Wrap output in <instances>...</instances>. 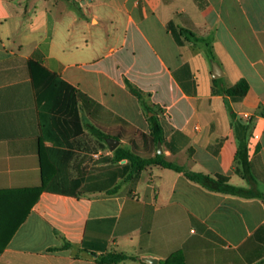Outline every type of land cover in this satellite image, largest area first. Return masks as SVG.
I'll list each match as a JSON object with an SVG mask.
<instances>
[{
    "label": "crops",
    "instance_id": "0c3cea01",
    "mask_svg": "<svg viewBox=\"0 0 264 264\" xmlns=\"http://www.w3.org/2000/svg\"><path fill=\"white\" fill-rule=\"evenodd\" d=\"M170 21L208 45L177 44ZM240 79V101L212 93ZM150 116L166 142L187 139L176 153L162 145L167 160L238 187L248 183L233 170V122L247 124L264 192V0H0V264H99L110 252L159 264L177 251L185 264H264L263 202L184 172L150 166L125 193L44 190L30 202L42 162L73 178L85 149L111 153L99 132L148 133Z\"/></svg>",
    "mask_w": 264,
    "mask_h": 264
},
{
    "label": "trees",
    "instance_id": "16d2710c",
    "mask_svg": "<svg viewBox=\"0 0 264 264\" xmlns=\"http://www.w3.org/2000/svg\"><path fill=\"white\" fill-rule=\"evenodd\" d=\"M175 42L181 45L184 41L197 44L206 39L196 37L192 32L177 28L173 22L167 24ZM215 82V80H213ZM129 91L142 102L143 93L138 88L128 83ZM248 84L244 79L238 80L233 86L224 89L212 87V93L227 95L232 101H240L246 94ZM75 97L81 99L85 104L88 97L79 90H75ZM234 118V114H231ZM150 125L149 132L145 133L133 125L124 123V127H119L115 132L102 133L99 137L103 141L106 138L116 140L124 139V145H118L109 155H101L96 160L97 169L94 174H87L79 171L78 174L70 178L61 169L51 165V174L47 175V165L42 162V178L39 186L29 188L28 192H33V199L44 190L58 192L73 196H79L86 192L104 191L106 194L125 193L124 185H134L139 178L140 173L147 167L159 166L172 169L178 172H184L185 176L209 191L220 192L230 195H236L243 198H259L264 204V192H260L255 187V180L251 174L250 160L247 146L248 125L239 121L233 122L236 135L237 149L234 156L233 170L247 183L248 187H238L228 183V177L221 174L209 176L202 173L184 171L183 167L174 164L166 159L164 154L157 153V143L165 145L171 153H176L182 149L188 142L187 139L178 146H174L175 135L170 141L166 142L162 126L155 116L148 117ZM79 126V124L77 123ZM80 127V126H79ZM105 146V145H104ZM124 161V162H122ZM44 170V172H43ZM24 216L21 215L20 220ZM19 220V221H20ZM137 260V257L129 256L123 253L110 252L99 257V264H118L126 260ZM142 264H146L143 263ZM159 264H185L181 251H177Z\"/></svg>",
    "mask_w": 264,
    "mask_h": 264
},
{
    "label": "rangeland",
    "instance_id": "374dc122",
    "mask_svg": "<svg viewBox=\"0 0 264 264\" xmlns=\"http://www.w3.org/2000/svg\"><path fill=\"white\" fill-rule=\"evenodd\" d=\"M94 152H96V150L92 146L91 148L85 149L83 152H81V154L77 155V159L79 158L81 165L79 168H77L75 166V163L77 162L76 160L72 164V166L68 168L70 175H72V177H75L79 171H83L84 173H87V174H94L96 172V169H97L96 160L97 159L92 156ZM146 176L147 174L143 172L142 178L140 180V185L143 184L144 178ZM131 186H132L131 184H126L124 185V189H127V187L130 188Z\"/></svg>",
    "mask_w": 264,
    "mask_h": 264
},
{
    "label": "water",
    "instance_id": "95a60500",
    "mask_svg": "<svg viewBox=\"0 0 264 264\" xmlns=\"http://www.w3.org/2000/svg\"><path fill=\"white\" fill-rule=\"evenodd\" d=\"M214 77H217V74H214ZM106 141H107V145L110 151L114 150L118 146V143H119L118 140L111 139V138L107 139ZM157 153L158 154L163 153L162 145L160 142L157 143ZM140 259L146 264H157L158 263V258L155 256H151V255L141 256Z\"/></svg>",
    "mask_w": 264,
    "mask_h": 264
},
{
    "label": "built area",
    "instance_id": "2783aa9c",
    "mask_svg": "<svg viewBox=\"0 0 264 264\" xmlns=\"http://www.w3.org/2000/svg\"><path fill=\"white\" fill-rule=\"evenodd\" d=\"M92 156L97 159L99 157V154L95 153V154H92Z\"/></svg>",
    "mask_w": 264,
    "mask_h": 264
}]
</instances>
